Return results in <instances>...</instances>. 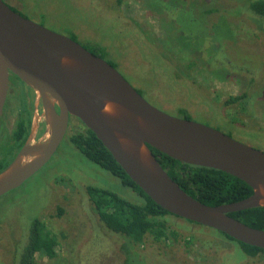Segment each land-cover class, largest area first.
Segmentation results:
<instances>
[{"label": "rangeland", "instance_id": "1", "mask_svg": "<svg viewBox=\"0 0 264 264\" xmlns=\"http://www.w3.org/2000/svg\"><path fill=\"white\" fill-rule=\"evenodd\" d=\"M3 1L22 16L71 37L87 49L103 47L106 52L103 59L116 62L121 75L159 110L183 117L179 110L184 108L190 112L191 120L264 151V34L252 24L231 18L234 30L231 33L224 20L219 19L215 36H234L235 41H229L225 50L230 56L229 63L236 65L237 71L231 69L212 77L206 70H197L190 78H178L170 65L175 61L176 65L181 56L172 53L169 60L161 56L163 49L158 39L165 36L163 24L157 9L154 7L151 11L142 0H122L121 4L117 0ZM181 21L186 34L201 33L200 41L206 44L207 37L199 24L189 22L184 16ZM146 37L156 40L152 42ZM170 44H173L171 40ZM12 81L15 85L9 89L2 115L6 135L2 138L0 133L1 154L10 151L6 143L11 140L7 135L15 126L24 101L34 99V107L42 113L34 91L25 88L19 80ZM245 91L251 97L244 104L224 106L227 99ZM70 122V127H82L75 118ZM90 185L107 187L136 199L131 191L67 144L64 138L44 167L0 197V264L19 263L35 218L41 221L43 232L56 240L55 257L37 253L36 264H125L127 249L136 248L124 236L104 227L87 194ZM167 218L178 229L180 240L169 246L140 245L141 263L136 260L134 264H264V253L247 257L234 242L214 229L172 215ZM184 236L194 237L188 239L190 245Z\"/></svg>", "mask_w": 264, "mask_h": 264}, {"label": "water", "instance_id": "2", "mask_svg": "<svg viewBox=\"0 0 264 264\" xmlns=\"http://www.w3.org/2000/svg\"><path fill=\"white\" fill-rule=\"evenodd\" d=\"M11 74L34 91L42 113L35 106L26 143L0 172V197L51 160L75 118L163 209L264 249V230L229 216L264 207V151L206 124L159 110L108 61L0 0V120ZM42 122L43 135L36 139ZM150 147L182 163L224 171L246 182L253 193L237 202L206 205L181 189Z\"/></svg>", "mask_w": 264, "mask_h": 264}, {"label": "trees", "instance_id": "3", "mask_svg": "<svg viewBox=\"0 0 264 264\" xmlns=\"http://www.w3.org/2000/svg\"><path fill=\"white\" fill-rule=\"evenodd\" d=\"M117 1L119 4L122 3V0ZM142 3L151 11L155 7L156 14L160 16L158 18L163 24L165 36L158 39L159 46L163 49L161 56L169 60L172 53H176L182 58L176 65V61L174 65H170L172 69L174 68L173 74L178 78H190L192 72L197 70H206L205 72L208 71L212 77H219L231 69L237 71L238 67L229 63L230 56L225 50L229 41H235L234 36L229 35L224 38L215 36L218 34L219 19L224 20L223 22L231 33L234 31L230 24L231 18H239L252 24L256 31L264 34V0H215L213 2L205 0H142ZM182 16L193 24H199L204 29V35L207 37L206 44L200 41L199 34L201 33L187 32L186 34L184 27L181 26ZM212 19L216 20L212 21ZM146 39L152 40L147 37ZM154 40L156 38L152 42ZM90 51L102 58L106 53L101 46L93 47ZM109 63L116 66V62ZM16 79L21 81L18 77ZM249 97L251 95L245 91L241 95L227 99L224 106L244 104ZM27 106L24 101L19 110L20 115L11 131L10 151L0 160V172L9 165L13 151L20 149L28 139L32 109L28 110ZM179 111L184 118L190 119L189 111L184 108ZM77 120L82 124V127L69 126L70 131L65 136V142L75 147L89 161L106 170L136 197V199H130L127 195L107 187L90 185L87 188V194L94 202L104 227L112 233L124 236L129 240L128 243L136 248L127 249L125 264L126 262L134 264L136 260L137 263H141L140 245L155 243L169 246L170 243L180 240L181 235L178 229L167 218L170 215H175L155 203L132 181L95 133L79 119ZM150 148L163 169L181 189L206 205L217 206L237 202L253 193V189L246 182L224 171L182 163L152 147ZM59 211L62 212L61 209ZM229 216L250 227L264 230V207L232 212ZM43 230L41 221L39 218H35L28 231L25 247L18 264H36L37 253L44 252L49 258L55 257L56 240L54 236L49 233L45 234ZM217 232L230 242H234L247 257L254 258L264 253L262 248L245 244L225 233ZM192 237L184 236L187 245H190L188 239Z\"/></svg>", "mask_w": 264, "mask_h": 264}, {"label": "flooded vegetation", "instance_id": "4", "mask_svg": "<svg viewBox=\"0 0 264 264\" xmlns=\"http://www.w3.org/2000/svg\"><path fill=\"white\" fill-rule=\"evenodd\" d=\"M89 50V49H88ZM16 77L17 76H15V75H10V84H9V89H10V87H11V85H15V83L12 81V80H17L16 79ZM21 82V81H20ZM23 83V82H22ZM25 85V84H24ZM17 86V85H16ZM25 88H27V89H29L30 90V88L28 87V86H26L25 85ZM30 91H32V89L30 90ZM9 92V91H8ZM30 94H31V92H30ZM25 102L27 103V105L32 109V116H31V124H32V117H33V114H34V109H35V107H34V105H35V100L33 99V101H29V98H27L26 100H25ZM40 105H41V102H40ZM4 112V111H3ZM19 114H20V111H19ZM3 115V114H2ZM18 119V118H17ZM17 122V121H16ZM3 127H4V125H3V122H2V117H1V120H0V133L2 134V138L6 135L5 133H4V130H3ZM44 123H41L40 124V129H39V131H38V133H37V139L38 138H40V135L41 134H43V132H44ZM13 129V128H12ZM12 131V130H11ZM11 131H10V133L7 135V136H9V140H11L10 138H11ZM30 131H31V128H30ZM29 135H30V133H29ZM29 137V136H28ZM4 140V139H3ZM6 144H8V145H10V144H12V140L10 141V142H7ZM23 147V146H22ZM21 147V148H22ZM21 148L20 149H15L14 151H13V153H12V158L9 160V164L15 159V157L17 156V154L19 153V151L21 150ZM1 151V150H0ZM8 152L9 151H7L6 153L8 154ZM1 154L0 153V160L1 159H3V157L5 156V155H7V154Z\"/></svg>", "mask_w": 264, "mask_h": 264}]
</instances>
